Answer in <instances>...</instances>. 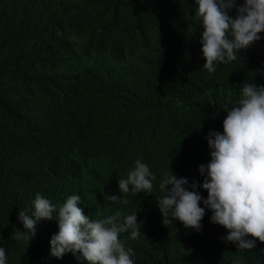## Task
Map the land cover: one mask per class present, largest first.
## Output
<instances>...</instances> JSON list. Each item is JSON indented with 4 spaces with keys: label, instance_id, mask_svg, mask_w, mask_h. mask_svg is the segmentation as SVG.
Masks as SVG:
<instances>
[{
    "label": "trees",
    "instance_id": "16d2710c",
    "mask_svg": "<svg viewBox=\"0 0 264 264\" xmlns=\"http://www.w3.org/2000/svg\"><path fill=\"white\" fill-rule=\"evenodd\" d=\"M195 9V0H0L6 264H88L80 253L50 254L55 219L40 220L30 241L19 235V212L34 211L37 193L57 207L79 195L90 219L136 212L141 235L120 237L134 264H264V243L248 251L226 242L210 209L196 231L178 220L165 226L156 203L171 170L207 198L199 166L210 162L209 131L223 132L219 106L235 103L249 82L264 85V33L242 59L208 73ZM137 159L157 177L153 194H120L118 181Z\"/></svg>",
    "mask_w": 264,
    "mask_h": 264
},
{
    "label": "clouds",
    "instance_id": "9594fccd",
    "mask_svg": "<svg viewBox=\"0 0 264 264\" xmlns=\"http://www.w3.org/2000/svg\"><path fill=\"white\" fill-rule=\"evenodd\" d=\"M195 4V18L203 28L202 68L208 73L216 71L217 63L242 59L238 53L258 42L264 33V0H244L240 6L237 0H195ZM233 9L235 16L229 14ZM239 90L235 103L219 106L227 113L223 132L209 131L206 137L210 162L201 164L199 171L206 173L202 188L207 198L196 191V182L189 190L188 180L177 178L171 170L159 180L163 195L156 203L165 226L178 220L196 231L202 228L205 208L210 209L211 222L228 231L223 239L249 251L257 240L264 243V85L249 82ZM156 179L149 166L137 159L126 178L119 179V193L153 194ZM107 197L113 205L126 203L121 195ZM201 201L205 207L200 206ZM80 203L81 197L74 194L57 207L37 193L34 211L19 212L25 229L19 230V235L30 241L40 220L55 219L58 232L50 239V254L57 259L80 253L88 264H134V250L126 248L120 237L123 233H129L131 239L141 235L143 221L138 222L136 212L90 219ZM6 262V251L0 247V264Z\"/></svg>",
    "mask_w": 264,
    "mask_h": 264
}]
</instances>
